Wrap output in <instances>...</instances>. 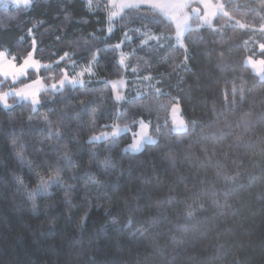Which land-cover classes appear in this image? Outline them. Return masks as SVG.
Segmentation results:
<instances>
[{
    "label": "trees",
    "instance_id": "1",
    "mask_svg": "<svg viewBox=\"0 0 264 264\" xmlns=\"http://www.w3.org/2000/svg\"><path fill=\"white\" fill-rule=\"evenodd\" d=\"M221 1L185 47L148 5L109 31L106 0L0 1V50L47 64L0 93L92 68L35 105L0 102V264H264V76L245 63L264 59V0ZM140 120L157 140L126 150ZM115 124L129 130L90 140Z\"/></svg>",
    "mask_w": 264,
    "mask_h": 264
},
{
    "label": "rangeland",
    "instance_id": "2",
    "mask_svg": "<svg viewBox=\"0 0 264 264\" xmlns=\"http://www.w3.org/2000/svg\"><path fill=\"white\" fill-rule=\"evenodd\" d=\"M7 4L14 6L28 7L33 0H0ZM91 2V0H89ZM108 5V30L111 31L115 26V21L121 15L122 11L127 7H136L141 5L152 6L158 10L164 17L170 20L175 27L176 42L179 46L185 47V34L191 28H200L204 25H210L213 23L214 17L217 13L224 11L223 2L221 0H106ZM197 10L199 13L196 15L193 10ZM144 39L143 43L151 40H156L157 37L153 36L150 32L143 30L142 33ZM130 35L127 36V39ZM119 49L120 45H118ZM260 48H263L260 45ZM123 58V62L122 61ZM126 55L120 50V62L125 65ZM245 63L249 65L253 72L259 77L264 76V59L254 58L247 56ZM47 64H44L39 59L34 57L33 50L29 52L21 63H17L13 56L9 55L5 50H0V87L5 80L10 82L19 81L20 78L27 76L30 70L38 72L39 69ZM92 71L91 66L83 69V72L78 71L76 75H69L67 71H64L62 77L57 82L46 84L42 77L38 74L35 78L28 80L18 88H8L4 92L0 93V102L4 106H8L9 99L15 97L18 100H26L33 105L39 101V97L42 91L46 89L59 90L66 83L76 85L83 82L81 77L82 73H90ZM113 88V95L115 99L117 96L124 98V90L127 86L126 79L115 78L109 81ZM137 89L140 90L144 85H148L147 77L139 78L135 83ZM120 99V100H122ZM118 100V99H117ZM170 119L173 131H183L187 129V122L181 115V108L179 102L172 104L170 108ZM126 129V130H123ZM123 130V131H121ZM129 130L127 125L115 124L110 130H104L96 133L90 137V140H104L108 138H115L120 136L125 131ZM157 137L150 133L149 123L144 120H140L138 128L133 136V139L124 148L126 150L137 152L143 148L146 143L155 142ZM135 145V147H133Z\"/></svg>",
    "mask_w": 264,
    "mask_h": 264
},
{
    "label": "snow or ice",
    "instance_id": "3",
    "mask_svg": "<svg viewBox=\"0 0 264 264\" xmlns=\"http://www.w3.org/2000/svg\"><path fill=\"white\" fill-rule=\"evenodd\" d=\"M121 62H123V58H122ZM117 99L120 100V99H122V97L117 96ZM123 130H126V129H123ZM123 130H121V131H123ZM133 147H135V145Z\"/></svg>",
    "mask_w": 264,
    "mask_h": 264
},
{
    "label": "water",
    "instance_id": "4",
    "mask_svg": "<svg viewBox=\"0 0 264 264\" xmlns=\"http://www.w3.org/2000/svg\"><path fill=\"white\" fill-rule=\"evenodd\" d=\"M193 13L197 15L199 12H198L197 10L194 9V10H193Z\"/></svg>",
    "mask_w": 264,
    "mask_h": 264
},
{
    "label": "clouds",
    "instance_id": "5",
    "mask_svg": "<svg viewBox=\"0 0 264 264\" xmlns=\"http://www.w3.org/2000/svg\"><path fill=\"white\" fill-rule=\"evenodd\" d=\"M154 142V141H153Z\"/></svg>",
    "mask_w": 264,
    "mask_h": 264
}]
</instances>
